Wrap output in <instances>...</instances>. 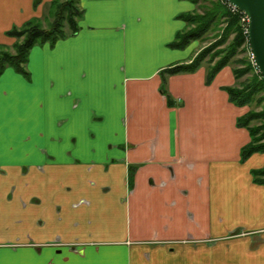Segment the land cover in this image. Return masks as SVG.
Listing matches in <instances>:
<instances>
[{
  "label": "crops",
  "instance_id": "1",
  "mask_svg": "<svg viewBox=\"0 0 264 264\" xmlns=\"http://www.w3.org/2000/svg\"><path fill=\"white\" fill-rule=\"evenodd\" d=\"M0 0L7 32L52 0ZM76 34L0 75V264H264V184L221 70H162L190 0H80ZM172 102L173 104H171ZM132 176V184L130 179Z\"/></svg>",
  "mask_w": 264,
  "mask_h": 264
},
{
  "label": "trees",
  "instance_id": "2",
  "mask_svg": "<svg viewBox=\"0 0 264 264\" xmlns=\"http://www.w3.org/2000/svg\"><path fill=\"white\" fill-rule=\"evenodd\" d=\"M190 1L197 4L201 0ZM39 2L40 0H37L36 4L38 5ZM83 14L84 10L80 6V0H52L47 14L51 18L48 27L38 23L37 19H31L20 27L10 29L7 34L15 37L17 41L11 46L0 45V75L9 66L28 75L27 62L32 47L46 42L55 43L61 38L76 34L80 28L79 20ZM179 18L184 19L187 26L179 31L174 41L169 44L172 48L183 49L194 40L204 39L209 31L217 29L224 22L226 27L220 39L215 38L216 40L206 46L193 59L162 70L164 77L162 91L165 94H167L165 87L167 75L195 72L205 62H208L206 84H211L224 67L235 61L234 57L240 53L241 46L246 40L240 23V15L231 12L223 2H212L202 13L186 12L180 14ZM233 33L235 37L230 42L229 38ZM226 42L229 43L226 47L219 48L221 44ZM237 63L241 66L233 69L236 79L254 71L252 63L245 58L237 60ZM260 76L263 75L255 72L251 78L243 81L241 86L224 87L229 94L230 101L236 105H262L261 110L251 109L237 119V125L247 128L251 135V141L241 150V158L244 161L254 153L264 152V77L261 78ZM252 173L255 182L264 184V166L254 169ZM131 180L132 176L130 179L132 184Z\"/></svg>",
  "mask_w": 264,
  "mask_h": 264
},
{
  "label": "rangeland",
  "instance_id": "3",
  "mask_svg": "<svg viewBox=\"0 0 264 264\" xmlns=\"http://www.w3.org/2000/svg\"><path fill=\"white\" fill-rule=\"evenodd\" d=\"M36 1L37 0H35L34 1V7L33 8H35V10L37 9V7H38V5L36 4ZM216 1H219V2H222V0H201L199 3H195L196 4V10H194V11H196V12H200V13H202L203 11H204V9L206 8V7H208V6H210V4L212 3V2H216ZM49 8V7H48ZM37 11V10H36ZM47 14H48V11H46L44 14H43V16L42 17H37V16H33V17H31L30 19H28L27 21H29V20H31V19H37L36 21L38 22V23H40V24H42L43 26H45V27H48V25H49V21L51 20V18L49 17V16H47ZM26 21V22H27ZM26 22H24L23 24H25ZM23 24H21V25H18V24H14V26L13 27H20V26H22ZM12 27V28H13ZM225 27H226V23L224 22V23H222V24H220L218 27H217V29H212L211 31H209L207 34H206V37L204 38V39H198V40H194V41H197V42H199V44H200V47H199V51L196 53V55L200 52V51H202L206 46H208L209 44H211L214 40H216L215 38H219L220 39V37L223 35V31H224V29H225ZM11 28V29H12ZM242 30H243V33H244V35L246 36V40H245V42H244V44L241 46V51H240V53L239 54H237L235 57H234V60L235 61H232L230 64H228L226 67H224L222 70H225L224 72L225 73H229V77L231 78V81H233L232 82V85H229V86H241V84H242V82L243 81H246V80H248L249 78H251L252 76H253V73H255V72H257L258 74H260V72L258 71V69H257V67H256V65H255V62H254V58H253V55H252V51H251V49H250V45H249V39H248V37H247V35L245 34V31H244V29H243V27H242ZM235 37V34L233 33V34H231V36H230V38H229V41L231 42L232 41V39ZM228 41V42H229ZM193 42V41H192ZM191 42V43H192ZM228 42H226V43H223V44H221L220 45V47L219 48H224V47H226L229 43ZM0 45H4V44H0ZM243 50V51H242ZM195 55V56H196ZM194 56V57H195ZM193 57V58H194ZM192 58V59H193ZM243 59V58H245V60H248L249 62H251L252 63V66L254 67V71L253 72H250V73H248V74H246V75H244L243 77H241V78H239V79H236L235 78V75H234V68L235 67H238V66H241L239 63H237V60H239V59ZM208 63V62H207ZM261 78L263 77V76H260ZM214 82V81H213ZM237 106H239V105H237ZM240 107H245L246 108V112H248L249 110H251V109H257V110H261V108H262V105H260V106H256V104H248V105H244V106H240ZM258 124H260V122L258 121Z\"/></svg>",
  "mask_w": 264,
  "mask_h": 264
},
{
  "label": "water",
  "instance_id": "4",
  "mask_svg": "<svg viewBox=\"0 0 264 264\" xmlns=\"http://www.w3.org/2000/svg\"><path fill=\"white\" fill-rule=\"evenodd\" d=\"M250 19L249 45L255 64L264 76V0H228Z\"/></svg>",
  "mask_w": 264,
  "mask_h": 264
},
{
  "label": "built area",
  "instance_id": "5",
  "mask_svg": "<svg viewBox=\"0 0 264 264\" xmlns=\"http://www.w3.org/2000/svg\"><path fill=\"white\" fill-rule=\"evenodd\" d=\"M224 4L228 6V8L231 10L233 13H238L240 15V23L245 31V34L248 37L249 34V17L239 10L236 6L232 5L228 0H222Z\"/></svg>",
  "mask_w": 264,
  "mask_h": 264
}]
</instances>
